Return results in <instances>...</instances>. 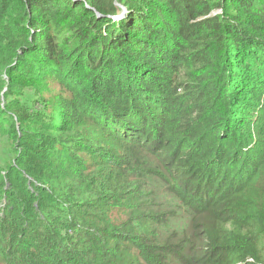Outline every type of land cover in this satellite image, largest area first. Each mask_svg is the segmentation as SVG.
<instances>
[{"label": "trees", "instance_id": "16d2710c", "mask_svg": "<svg viewBox=\"0 0 264 264\" xmlns=\"http://www.w3.org/2000/svg\"><path fill=\"white\" fill-rule=\"evenodd\" d=\"M0 264H264V0H0Z\"/></svg>", "mask_w": 264, "mask_h": 264}, {"label": "rangeland", "instance_id": "374dc122", "mask_svg": "<svg viewBox=\"0 0 264 264\" xmlns=\"http://www.w3.org/2000/svg\"><path fill=\"white\" fill-rule=\"evenodd\" d=\"M119 4V3H118ZM119 6H121L120 4H119ZM121 9H122V12L121 13H123V14H121L120 16L122 17L123 15H125L124 14V12H123V7H120ZM123 18V17H122ZM51 91H52V93H57V91H58V87L57 86H55V85H53V86H51ZM3 105H5V101H4V104ZM160 203H163L162 201H159ZM123 215V212H121L120 214H119V217H121ZM124 220H126V219H124Z\"/></svg>", "mask_w": 264, "mask_h": 264}]
</instances>
